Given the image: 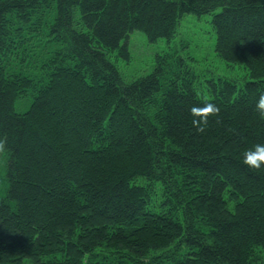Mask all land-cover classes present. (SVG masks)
<instances>
[{
	"label": "trees",
	"instance_id": "trees-1",
	"mask_svg": "<svg viewBox=\"0 0 264 264\" xmlns=\"http://www.w3.org/2000/svg\"><path fill=\"white\" fill-rule=\"evenodd\" d=\"M186 15L245 75L158 58L125 81L111 54ZM262 93L264 0H0V264H264V167L242 163ZM205 101L220 113L199 133Z\"/></svg>",
	"mask_w": 264,
	"mask_h": 264
},
{
	"label": "rangeland",
	"instance_id": "rangeland-1",
	"mask_svg": "<svg viewBox=\"0 0 264 264\" xmlns=\"http://www.w3.org/2000/svg\"><path fill=\"white\" fill-rule=\"evenodd\" d=\"M210 20V16L201 18L194 15L184 16L170 42L159 40L152 44L149 43L144 34L136 31L132 33L128 42L129 60L125 61L119 57V53H113L111 54V61L117 66L127 82L149 75L156 66L158 58L161 60L168 59L176 63L183 61L193 69L192 71L195 73L193 74L197 79L199 76L223 79L224 77L237 78L240 75H245L242 66H228L217 56L215 52L216 34ZM31 74L35 79L41 78V72H37L35 68H31ZM200 87L205 89L204 84ZM31 101L32 98L28 97L20 100L18 110L25 112ZM139 183L144 184L142 181ZM2 186L3 179L0 169V187Z\"/></svg>",
	"mask_w": 264,
	"mask_h": 264
},
{
	"label": "clouds",
	"instance_id": "clouds-1",
	"mask_svg": "<svg viewBox=\"0 0 264 264\" xmlns=\"http://www.w3.org/2000/svg\"><path fill=\"white\" fill-rule=\"evenodd\" d=\"M255 111L261 119H264V93H262L256 103ZM220 108L214 103L205 101L203 106H193L190 114L193 117L192 125L199 133L205 131V126L209 122L210 117L219 116ZM5 142L0 140V152L4 151ZM242 163L249 169L259 170L264 167V144L257 143L254 149H250L243 153Z\"/></svg>",
	"mask_w": 264,
	"mask_h": 264
}]
</instances>
